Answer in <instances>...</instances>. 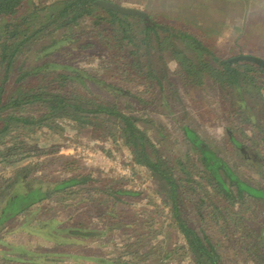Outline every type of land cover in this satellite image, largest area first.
Masks as SVG:
<instances>
[{"label": "trees", "instance_id": "trees-1", "mask_svg": "<svg viewBox=\"0 0 264 264\" xmlns=\"http://www.w3.org/2000/svg\"><path fill=\"white\" fill-rule=\"evenodd\" d=\"M23 2L0 0V17L13 15ZM101 3L112 4L108 0H56L2 24L5 36L0 43V167L15 166L22 173L0 178V264H46L48 259L55 262L60 257L74 258V254L63 251L39 252L28 244H12L6 231L9 222L23 218L24 223L40 222L36 224L49 227L50 233L44 234L45 237L38 235L43 239H39L41 245L54 244L57 250L77 246L81 244L76 238H100L104 232L62 228L64 222L53 218L45 222L39 218L60 213L74 198L80 204L95 202L96 196L108 194L112 199L108 215L114 219L115 206L126 203V196L137 195L123 188L100 189L91 184L89 176L78 174L75 164L67 162L63 168L70 176L64 180L29 179L32 171H27L29 165L22 162L33 157L32 153H36L34 158L43 157L45 145L36 142L44 129H55L52 120L64 113L74 114L71 121L77 128L91 126L108 141L116 134L114 123H122L134 160L166 183L163 192L170 201L167 218L170 217V225L183 241L182 247L175 246L183 254L180 260L187 258L192 264H231L226 260L231 252L241 255L247 263L264 264V230L249 228L239 209L242 200H264V189L250 186L212 145L186 126H180V130L192 152L199 155L202 177L196 180L187 163L181 160L170 165L144 130L148 129L146 123L151 124L150 119L126 115L113 100L118 94L135 97L121 84L137 85L139 75L161 88L159 77L150 75L154 70L145 71L151 44L158 46L160 57L169 52L182 65L186 84L199 87L206 78L211 79L233 97L237 106L246 110L250 106L247 95H260L257 75L264 79V68L247 60L233 61L249 55L223 59L191 34L160 25L141 11L121 12ZM85 37L93 38V43L83 42L81 39ZM95 42L110 53L107 59L110 58L112 68H102L108 72L104 75L89 74L70 62L77 52L91 49ZM142 58H146L145 62ZM115 70H119L120 76L111 75ZM89 84L109 94L112 100L93 95ZM244 143L234 138L240 154L246 153L249 159ZM52 147L55 152L56 146ZM216 161L221 167L214 174ZM260 170L258 175L264 179V169ZM87 195L89 198H85ZM53 201L59 205L55 212L49 209ZM190 213L198 221L193 222ZM194 224L208 225V229ZM214 226L223 230L222 239L210 234ZM171 255L165 254L164 260ZM75 258L85 263L84 258ZM92 262L101 264L96 257ZM105 264L136 263L106 261Z\"/></svg>", "mask_w": 264, "mask_h": 264}, {"label": "rangeland", "instance_id": "rangeland-1", "mask_svg": "<svg viewBox=\"0 0 264 264\" xmlns=\"http://www.w3.org/2000/svg\"><path fill=\"white\" fill-rule=\"evenodd\" d=\"M54 1L56 0H24L13 15L0 17V43L5 36L2 29L4 22H10ZM108 1L121 8L141 11L165 27L191 34L223 59L249 55L264 60V44L260 41L262 34L264 36V28L261 27L260 18L256 28H253V36L252 28L249 30L251 22L245 15L246 12L253 11L251 6L262 7L264 3L260 0ZM230 8H233V11ZM89 38L85 37L81 40L93 43L94 39ZM157 47L151 44L149 66L146 65L145 71L154 70L150 72V75L159 77L162 81L161 88L142 75L136 78L137 85L122 83L123 87H127L135 95L132 98L119 94L114 96L113 100L122 112L138 118H149L151 124L146 123L148 129L144 128V130L159 147L163 157L170 165H175L179 160L187 163L189 171L196 180L200 181L203 167L198 160L199 155L192 152L190 145L186 142L180 126L190 128L212 145L218 155L225 158L236 174L250 186L264 189V179L261 178L263 176L258 175V171L264 169L263 77L257 75L261 88L260 95H247L249 111L237 106L233 97L223 92L211 79L206 78L205 84L199 87L186 84L182 78L184 73L182 65L169 52H165L160 57ZM107 57H110L108 50L95 42L91 49L77 52L70 62L89 74L104 75L108 72L107 69L102 68H112L108 61L110 58L107 59ZM145 60L146 58H142L143 62ZM113 74L116 77L120 76L119 70L113 71L111 75ZM89 88L93 95L98 94L112 100L109 94L99 88L91 84ZM170 114L174 117L172 118ZM72 117H74L73 113L58 115L51 123L55 129H44L43 136H40L36 142L39 145L40 142L45 145L43 157L34 158L36 153H32L33 157L26 158L22 162L24 165H29L26 166L27 171H32L29 179L49 182L64 180L70 176V173L63 168L67 162L75 164L74 167L79 168L77 173L89 176L92 180L91 184H95L100 189L123 188L136 192L137 195L126 196V203L115 206L112 212L117 216L114 219L108 215L111 211L108 210L109 202L112 201L108 194H100L99 197L93 194L96 196L93 198L95 202L80 204L77 202L78 198H74L60 213L39 218L45 222L52 218L64 222L62 228L80 227L91 231H103L104 234L100 238L84 239L89 246L70 245L65 248L59 247L57 250L54 244L41 245L38 243L41 242L39 238H34L30 234L45 237L44 234L50 233V228L36 224L40 222L24 223L23 218L7 224L8 233H6L10 242L28 244L30 248L39 252L52 250L78 254L81 257L93 255L100 260L101 264H105L106 261L136 264H192L187 258L180 260L183 254L175 249V246L182 247L183 241L170 225L168 221L170 217L167 218L170 201L163 192L166 189V183L143 164L134 160L132 148L127 144L129 139L123 133L122 123H114L116 134L112 140L108 141L91 126L77 128L71 121ZM234 138L239 142H245L249 159L246 153L240 154L239 148L234 144ZM53 145L56 146L55 152H52ZM219 167L221 164L216 161L213 166L214 174ZM19 171L15 166H1L0 178L13 177L17 173H22ZM85 198H89L88 195ZM97 202H101L102 205L99 206ZM58 207L59 205L54 201L49 205V209L53 212ZM239 209L249 228L257 232L264 230V200L256 198L242 200ZM190 218L193 222L198 221L193 213ZM196 226L194 224V227ZM197 227L208 229V225ZM210 230L213 238L219 240L223 238L221 227L218 229L214 226ZM64 234L63 236H67V233ZM48 248L51 249L47 250ZM88 253L90 255L85 256ZM168 253L172 255L164 260L163 256ZM226 260L231 264H251L247 263L241 255L235 256L231 252L227 254ZM81 262L82 260L74 261L67 257H60L58 262L48 259L45 263L79 264Z\"/></svg>", "mask_w": 264, "mask_h": 264}, {"label": "crops", "instance_id": "crops-1", "mask_svg": "<svg viewBox=\"0 0 264 264\" xmlns=\"http://www.w3.org/2000/svg\"><path fill=\"white\" fill-rule=\"evenodd\" d=\"M260 1H262L264 3V0H260ZM251 8H252L253 11L246 12L245 15L247 16L246 19L251 22V26L249 27V30L252 28V35L254 36V30H253V28H256V23H257V21H258L259 18H260V21H261V27L264 28V4H263L262 7L257 6V8H256V6H251ZM230 10L233 11V8L232 9L230 8ZM260 41L262 42V44H264V36H263V34H262V38L260 39ZM30 235L32 237H34V238L37 237L39 239H42L38 235H32V234H30ZM76 239L79 242L78 244L89 246L88 244L85 243L84 239H80V238H76ZM44 240H48V238H45ZM77 255L78 254H74V258H70V259H72V260L75 261V260H80V259H76L75 257H77V258H84V262L85 263H89V262L91 263L92 259L95 258L93 255H90L89 253L85 255V256L90 255L88 257H84V256L81 257V256H79V255L77 256ZM89 258L91 259V261H88ZM85 259H88V260H85ZM55 262H58V260H56ZM79 264H81V263H79Z\"/></svg>", "mask_w": 264, "mask_h": 264}, {"label": "water", "instance_id": "water-1", "mask_svg": "<svg viewBox=\"0 0 264 264\" xmlns=\"http://www.w3.org/2000/svg\"><path fill=\"white\" fill-rule=\"evenodd\" d=\"M102 5L104 6H107L109 8H112L114 10H117V11H121V12H132V10H127V9H123V8H120L116 5H113V4H109V3H101ZM237 60H247V61H251V62H254L256 64H259L261 65L263 68H264V60L260 59V58H257V57H253V56H240L236 59H233V61H237Z\"/></svg>", "mask_w": 264, "mask_h": 264}]
</instances>
